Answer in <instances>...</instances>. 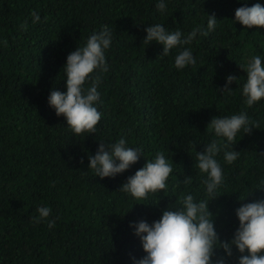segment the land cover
<instances>
[{
  "label": "trees",
  "instance_id": "16d2710c",
  "mask_svg": "<svg viewBox=\"0 0 264 264\" xmlns=\"http://www.w3.org/2000/svg\"><path fill=\"white\" fill-rule=\"evenodd\" d=\"M158 2L0 0V264H133L132 257L145 253L130 222L151 224L188 192L207 199L196 152L216 138L207 127L213 116L243 110L259 123L251 134H237L236 161L227 164L223 150L216 157L225 180L208 209L220 239L230 240L238 227L236 208L264 198V188L256 189L264 181V98L251 107L244 103L247 77L240 68L254 55L264 61V28L246 29L234 20L236 8L264 0H164V12L157 11ZM213 13L215 30L167 56L159 55L160 44L143 40L144 29L158 23L184 36L197 25L206 29ZM102 25L113 30L108 71L91 74L100 76L102 118L95 133L76 135L47 97L53 88L66 90L67 55ZM185 47L196 63L177 69L174 58ZM229 74L238 79L221 94L217 89ZM121 137L141 149L140 159L114 177L95 176L88 156L101 141ZM157 151L173 162L167 191L136 200L119 190ZM184 176L192 183L175 188ZM39 206L51 208L54 227L33 222ZM239 255L233 246L227 264H237Z\"/></svg>",
  "mask_w": 264,
  "mask_h": 264
},
{
  "label": "clouds",
  "instance_id": "9594fccd",
  "mask_svg": "<svg viewBox=\"0 0 264 264\" xmlns=\"http://www.w3.org/2000/svg\"><path fill=\"white\" fill-rule=\"evenodd\" d=\"M156 9L159 12L166 10L164 0H159ZM30 15L33 23L40 21L36 11L33 10ZM234 20L246 29L264 28V5L257 2L248 6L245 3L235 9ZM27 26L25 21L20 27L26 30ZM216 26L217 18L214 13L208 15L206 29L197 25L187 36L179 29L168 30L158 23L144 29L146 36L143 40L147 44L157 42L162 46L159 55L167 56L171 49L190 44L197 35L207 36ZM112 33L111 28L102 25L99 31L90 34L82 46H76L67 55L63 65L66 90L53 88L47 97V102L55 109V114L62 115L67 126L76 135L95 133L102 118V113L96 106L100 99L97 90L100 76L93 77L91 74L97 70L100 73L108 71L105 53L112 44ZM4 44L7 46L6 40ZM195 63L196 59L187 47L180 50L174 58L177 69ZM240 68L247 77L242 85L244 103L251 107L264 98V61L261 56L254 55ZM237 79L235 75H227L225 84L217 90L221 94L231 92L229 85ZM89 80L91 84L85 88ZM207 127L216 138L205 145L203 151L196 152V167L200 173L206 174L200 182L204 186L207 199L198 200L188 192L181 195L178 206L163 209L160 218L151 224L145 220L130 222L129 226L134 229V235L139 237L145 253L139 259L132 257L133 264H227V259L233 255V246L240 254L237 264H264V198L242 203L235 209L239 225L232 238L226 241L220 239L215 229L213 213L208 209L209 201L218 196L217 189L225 180L224 170L216 159L217 155L223 150V159L227 164L236 161L240 156V151L233 149L237 134H251L254 128H259V123L251 120L247 112L242 110L230 116H213ZM141 155V149L128 146L123 137L114 143L105 144L101 141L95 154L88 156L87 168L95 176L114 177L129 169ZM172 172V160L166 158L163 152L157 151L154 158L145 160L142 167L127 177L119 190L130 194L136 200H146L150 193L167 191V181ZM191 183L192 177L184 176L182 180L177 178L174 187L179 189L181 185L187 187ZM261 188H264V181L256 189ZM36 211L38 215L32 217L34 223L47 221L49 228L55 226V220L48 219L51 216L49 206H39ZM217 249H222L223 255H217Z\"/></svg>",
  "mask_w": 264,
  "mask_h": 264
}]
</instances>
